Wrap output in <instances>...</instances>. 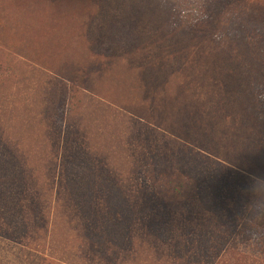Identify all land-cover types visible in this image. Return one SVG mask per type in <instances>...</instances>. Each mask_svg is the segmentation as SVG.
Segmentation results:
<instances>
[{
  "label": "rangeland",
  "instance_id": "1",
  "mask_svg": "<svg viewBox=\"0 0 264 264\" xmlns=\"http://www.w3.org/2000/svg\"><path fill=\"white\" fill-rule=\"evenodd\" d=\"M189 1L201 18L180 0H0V264H83L71 248L88 264L129 260L131 229L112 235L134 217L126 185L162 188L197 166L169 141L232 172L210 178L214 217L201 196L186 202L213 225L194 232L185 215L168 252L215 264L233 245L264 263V239L231 228L239 179L264 178V0ZM73 84L108 113L78 107Z\"/></svg>",
  "mask_w": 264,
  "mask_h": 264
},
{
  "label": "trees",
  "instance_id": "2",
  "mask_svg": "<svg viewBox=\"0 0 264 264\" xmlns=\"http://www.w3.org/2000/svg\"><path fill=\"white\" fill-rule=\"evenodd\" d=\"M179 11L182 17L186 19H192V17L196 18L197 16L195 15H198L199 18L202 17V9L191 3L189 0H180ZM3 71V66L0 64V73ZM72 89L73 98L75 99L76 104H78V107L81 102L85 100L89 104H92L96 110L108 113L107 110H109V108L106 103L104 104L101 101H98L96 98L88 96L85 92L80 90L77 84H73ZM126 121L131 123V118L127 117ZM155 134L159 137L162 135L157 130H155ZM165 146L169 147L168 149L170 150L177 148L182 153L187 154L190 157L188 162L194 161L197 166H194V172L192 169L190 170L193 172L191 175L187 173L184 174L183 171L173 167V171L171 173L167 175L164 174L162 177V188H154L149 183H141L140 181H138V186H133L134 188L131 187V189V183L126 185V190L129 191V198L133 200L135 199V206L132 207V210H134V217L133 220H119V222L114 224L115 227L112 231V235L114 234L115 241L117 242V239H121L118 236L119 234H117L119 230L127 228L129 231V228L131 229L132 237H130V240H127V238L121 240L126 243V246L119 248L120 251H125L126 253H128V251L131 252L129 260L122 264H185L179 257V248H176L177 250H175L177 256L168 252V248L171 246V236L182 229V225L180 223L184 221H181V218L185 215H190L192 219L186 220L183 225L187 224L189 225L188 227H191L190 229H192L194 232L199 231L200 233L203 231L207 232L208 228L211 227L216 221L214 219L212 222L210 221V224H208V221L203 224L194 222V218H197V213H195V210H193L195 204L190 203L191 205L186 206V202L187 200L191 199L196 202L195 198L198 200L201 196L208 203L206 204L207 207H205V205L202 206L203 211L201 214H204L207 217H214L216 214L213 211L212 206L215 204V198L212 197L213 194L211 191L212 188L210 178H216L220 173L225 174V176L228 177L231 175L230 172L232 171H230L228 168L227 171H225L223 166L210 159V161H208L209 165L205 166V164L202 162L204 160V156L199 153L197 154L198 158L193 157L194 150L192 148H190V151L186 146L176 147L170 141L167 142ZM122 147L124 148L125 146L122 145ZM168 159L171 162L173 159H175V156H172ZM124 164L127 165L129 170H132L134 168L132 156L131 159L126 158ZM122 169L123 167L118 166L114 171L117 174L121 176L124 175L125 178H127L126 175L128 176L130 174L128 172L126 174L121 172ZM201 170H209L213 172V174L209 175V177L206 176L208 179L203 180L198 178L197 172L201 173ZM242 178L239 179L240 185L248 189L252 183V180L250 179L248 181ZM202 183L207 185H204L201 192L200 186ZM245 195H248L247 200H245L239 212L235 214L233 213L231 216V228L235 227V231L238 235H243L246 233L245 230H241L239 227L240 217L245 215V205L249 202L248 191ZM56 203L57 200H55V204ZM225 229L227 230V228ZM61 230L67 234L66 223L62 224ZM251 231H264V185L259 186L258 192L254 196ZM75 237L83 238L80 235H76L73 237V240H75ZM71 249V252H73L72 261H80L83 264H88L83 256H79L78 258L79 253L76 251L74 252L73 248ZM206 254H208V252ZM215 264L264 263L257 258L250 257L247 254L240 252L233 245H229L222 255L217 256Z\"/></svg>",
  "mask_w": 264,
  "mask_h": 264
},
{
  "label": "clouds",
  "instance_id": "3",
  "mask_svg": "<svg viewBox=\"0 0 264 264\" xmlns=\"http://www.w3.org/2000/svg\"><path fill=\"white\" fill-rule=\"evenodd\" d=\"M260 185H264V178L252 177V183L247 190L249 202L245 205V215L239 220L240 229L245 230L250 239H264V233L251 231L254 196L257 194Z\"/></svg>",
  "mask_w": 264,
  "mask_h": 264
}]
</instances>
